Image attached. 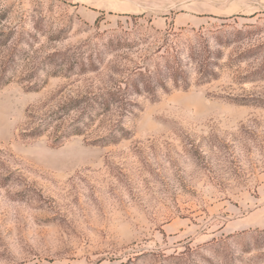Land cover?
<instances>
[{"label":"rangeland","instance_id":"rangeland-1","mask_svg":"<svg viewBox=\"0 0 264 264\" xmlns=\"http://www.w3.org/2000/svg\"><path fill=\"white\" fill-rule=\"evenodd\" d=\"M0 264H264V0H0Z\"/></svg>","mask_w":264,"mask_h":264},{"label":"crops","instance_id":"crops-1","mask_svg":"<svg viewBox=\"0 0 264 264\" xmlns=\"http://www.w3.org/2000/svg\"><path fill=\"white\" fill-rule=\"evenodd\" d=\"M82 1H84L86 3V0H82ZM91 6L96 7V5H92V4H91ZM179 25H181V22H179Z\"/></svg>","mask_w":264,"mask_h":264},{"label":"trees","instance_id":"trees-1","mask_svg":"<svg viewBox=\"0 0 264 264\" xmlns=\"http://www.w3.org/2000/svg\"><path fill=\"white\" fill-rule=\"evenodd\" d=\"M98 20V18L96 19V21Z\"/></svg>","mask_w":264,"mask_h":264}]
</instances>
